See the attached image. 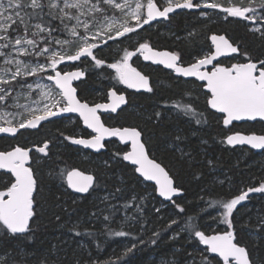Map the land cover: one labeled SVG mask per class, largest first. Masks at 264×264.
Listing matches in <instances>:
<instances>
[{
	"label": "snow or ice",
	"instance_id": "snow-or-ice-1",
	"mask_svg": "<svg viewBox=\"0 0 264 264\" xmlns=\"http://www.w3.org/2000/svg\"><path fill=\"white\" fill-rule=\"evenodd\" d=\"M177 10L198 11L207 19H210L207 10H219L226 22H231L229 18L248 22V30L264 41V0H0V134L16 138L23 134L22 130L39 129L45 122L62 114H78L84 128L90 130L86 133L87 138L61 132L64 140L99 152L106 147V138H116L124 148H117L113 159L127 162L126 166H131L133 174L153 186L154 195L151 197L134 194L125 202L124 209L135 208L136 212L124 216L119 230H114L112 224L120 209L112 204L108 205L111 212L103 215L101 229L92 224L98 219L96 212L91 213L86 222L77 220L66 225L73 235L93 241L98 235L132 238L130 246L126 245L122 255L116 256L115 260L92 258L88 254L82 260L77 259L75 264H120L123 257L140 250V245H157L165 232L171 233L168 239L173 242L183 239L186 233L187 242L199 251V264H264V258L253 255L259 241L264 239V214H257L255 225L245 222L244 227L250 229L249 236L256 240L251 248L242 241L235 220L238 206L249 201L252 194H264V179L257 186L233 192L229 198L208 202L207 207L215 215L201 209L196 217L202 220L209 215L211 223H197L192 215H187L186 206L178 202L184 192L182 186L166 166L155 156H150V138L146 139L145 129L106 126L102 121L101 112L118 114V109L122 110L121 106L127 104L126 96L112 87L107 92L108 102L89 104L79 98L74 86L75 81L85 76L76 62H88L96 69H111L115 74L112 79L127 89L152 93L150 77L132 63L134 57H142L146 62L171 70L177 77H192L202 82L206 110H212L207 115L219 114L218 122L222 121L225 129L221 143L264 150V134L232 131L234 122L264 121V53L256 55L247 49L242 50L227 35L212 34L208 51L187 65L182 53L158 51L147 40L138 41L133 50L124 47L112 62L98 55L104 48L111 47L110 42L123 44L133 35H139L146 25L170 20V14ZM225 57L233 58L235 62L225 64L221 61ZM29 77L36 79L29 82ZM44 80L49 83H42ZM171 107L178 114L195 117L196 124L208 122L205 113L197 111L195 101H177ZM154 115L161 118L159 111ZM182 139L179 134L175 137L177 142ZM49 144L50 141L45 139L42 146L33 147L36 153L47 157ZM185 157L191 159V153L182 152L181 159ZM40 160L41 157H33V148L24 144L17 143L0 150V181L3 182L0 187V241L23 237L30 243L33 239L32 225L38 216L37 195L42 190V181L37 175ZM207 163L214 165L212 160ZM60 176L68 189L81 194L89 193L98 179L77 168L62 170ZM122 190L117 188L116 193ZM157 196L163 198L162 207L155 208L158 219H165L163 211L168 206L163 205V201H168L178 211L168 217L162 227L153 230L146 241L142 235L136 234L135 226L138 225L140 231L148 230L145 202ZM114 198L115 194H109L103 197V201ZM76 202L73 200V204ZM57 220H60L59 216ZM213 224L217 226L213 227ZM219 225L226 227L221 230ZM82 227L83 231L80 230ZM200 245L204 247L200 248ZM87 247L78 243L81 253ZM31 255L34 253L23 247L0 251V264H28L27 257ZM36 264L58 262L42 258ZM170 264H179V261ZM184 264H196V261L185 259Z\"/></svg>",
	"mask_w": 264,
	"mask_h": 264
},
{
	"label": "trees",
	"instance_id": "trees-1",
	"mask_svg": "<svg viewBox=\"0 0 264 264\" xmlns=\"http://www.w3.org/2000/svg\"><path fill=\"white\" fill-rule=\"evenodd\" d=\"M198 15V11L195 13H190L188 10L179 11L172 15L170 20L159 21L166 22L168 28L164 29V25H159L155 30H151L150 25H146L144 30L139 31V35H133L131 40H125L123 44L110 42L111 47L104 48L98 55L106 58L107 62H112L124 47L133 50L132 43L147 40L157 50L182 53V59L186 62L193 56H199L209 47V37L212 34L227 35L236 41L242 50L247 49L256 55L264 53V41L248 30L245 21L229 18L231 22H226L213 16L205 20L200 19ZM154 23L152 22L151 25ZM132 63L134 67L150 77L153 92H127L126 107L112 118L103 117V121L107 126L144 128L146 139L150 138V156H155L158 162L166 166L176 182L184 189L178 202L186 206L187 215H192L195 222L202 225L209 224L211 223L209 215H205L201 220L196 217V213L205 209L210 215H215V212L207 207L208 202L229 198L233 192L241 188L257 186L264 179V151L255 154L248 148H231L221 143L225 132L222 121L218 122L216 114L207 115L210 110H206L204 95L198 89L199 87L181 82L161 68L145 66L140 59L134 58ZM78 66L83 68L86 74L85 79L77 86L79 98L89 102L104 101L109 89L108 83L113 80L111 69L106 67L96 69L90 67L88 62H78ZM115 88L121 89L117 83ZM189 92L191 95L188 94ZM189 100L195 101L198 112L205 113L207 123L196 124L195 117L172 114V104L177 101L185 103ZM157 111L161 113L159 119L154 115ZM62 121L63 119H56L44 124L36 131H22V135L13 139L0 138V150H6L17 143L33 147L37 144L41 145L45 139L50 141L49 155L41 157L37 172L42 181V190L37 195L38 216L32 225L33 239L30 243L23 237L0 241V251L7 249L15 251L23 247L26 251L34 253L27 257L28 264H36L42 258L56 261L58 264H75L77 259L82 260L88 254H91L92 258L115 260L116 256L122 255L126 245L130 246L131 237L98 235L93 241L88 237L73 235L67 230L66 225L77 220L86 222L91 213L96 212L98 219L92 224L94 228L101 229L103 215L111 212L108 205L112 204L120 209L115 213V223L112 224L114 230H119L120 221L124 215H134L136 212L135 208L124 209L122 206L125 202L130 200L134 194L151 197L154 195L153 186L144 183L136 174H133L130 170L131 166H126L125 162H117L113 159V153L117 148L123 149V145L113 141L106 144L104 153L98 155L85 153L64 140L61 132L74 136V132L79 131L85 136L86 131L80 129L79 122L71 128H64L61 125ZM234 130L245 134H264V124L261 122L240 124L234 126ZM177 134L183 137L182 141L175 140ZM182 152H190L191 159L187 157L181 159ZM33 157L38 156L33 155ZM83 157H87V160L84 161ZM208 160H212L214 165L209 166ZM72 168L92 173L98 178L94 188L84 196L68 189L63 177L60 176L62 170ZM2 183L0 181V187ZM117 188L123 190L116 193ZM109 194H115V198L103 201L104 195ZM73 200L77 201L76 204H73ZM145 203L148 230L140 231L138 225L135 227L136 234L142 235L147 241L152 231L162 227L167 218L172 217L178 210L173 209L169 203H163L168 207L166 211H163L165 219L160 220L155 215V208L162 207L160 199L156 197ZM257 214H264V194H252L249 205L247 207L238 206L235 212L236 228L242 241L250 248L256 244V240L249 236L250 229L244 225L245 222L255 225ZM57 216L60 220H57ZM219 227L222 230L226 226L219 225ZM80 230L83 231V227ZM162 235L163 239L157 245L150 243L140 245V250L123 257L120 264H125V262L127 264H170L174 260H178L179 264H184L185 259L189 261L195 259L196 264H199L198 252L194 250L191 243L187 242L186 233L183 234V239L175 242L168 239L171 233L165 232ZM78 243L88 245L84 253H81ZM174 252L177 253L176 256L171 255ZM253 255L264 258V239L259 241Z\"/></svg>",
	"mask_w": 264,
	"mask_h": 264
},
{
	"label": "water",
	"instance_id": "water-1",
	"mask_svg": "<svg viewBox=\"0 0 264 264\" xmlns=\"http://www.w3.org/2000/svg\"><path fill=\"white\" fill-rule=\"evenodd\" d=\"M179 11H185V10H177V12H179ZM176 12V13H177ZM175 14V13H174ZM174 14H170L171 16L172 15H174ZM159 21H164V20H158V21H154V22H159ZM209 42H210V44H211V40H210V37H209ZM157 50V49H156ZM158 51H166V50H158ZM225 58H227V57H225ZM141 59V62L143 63V64H145V65H150V66H153V67H159V68H161V69H163V70H165V71H167V72H172L171 70H168V69H164L163 68V66L162 65H154V64H152L150 61H144L143 59H142V57L140 58ZM223 58H221V60H222ZM78 62H76V64H77ZM173 73V72H172ZM173 75L175 76V77H177L176 76V74L175 73H173ZM84 77H82L81 79H83ZM177 78H181V79H183V80H194V81H196L195 80V78H192V77H188V78H185V77H177ZM78 81H75L74 82V84L75 83H77ZM196 82H198V83H200V84H202V82H200V81H196ZM130 90H132V91H135V92H138V93H144V92H146V91H144V90H139V91H137V90H135V89H130ZM106 102H108V101H106ZM105 102V103H106ZM127 105V104H126ZM126 105H122L121 106V109H123V108H125L126 107ZM120 111V109H118V112ZM210 111H212V110H210ZM107 114H113V115H115V114H117V113H103V112H101V117L103 116V115H107ZM216 115H218L219 116V114H216ZM64 117H76L78 120H79V118H78V114H74V113H66V114H62V116L61 117H56V118H53L52 119V121L53 120H56V119H61V118H64ZM103 121V120H102ZM79 122L81 123V126H82V128L85 130V131H87V132H90V130H88V129H85L84 128V126H83V124H82V121H80L79 120ZM255 122H261V123H263L264 124V121H259V120H257V121H244V122H234V124H243V123H248V124H253V123H255ZM46 123H48V122H45L44 124H46ZM43 124V125H44ZM107 126V125H106ZM36 130H38V129H34V130H27V131H36ZM22 131H24V130H22ZM245 134V133H244ZM249 134H252V133H249ZM256 134V133H255ZM258 135H260V134H258ZM3 137H6V136H4L3 134H0V138H3ZM6 138H10V139H13V138H11V137H6ZM117 142V143H119L117 140H116V138H106V140L104 141V143H105V145L107 144V143H109V142ZM74 145V144H73ZM74 146H76V147H78V148H80L81 150H83V151H85V152H88V153H91V154H93V155H98V154H101V153H104L105 152V150H106V147L105 148H103V149H101L99 152H97V151H95V150H92V149H87V148H84L83 146H80V145H74ZM228 147H231V148H248L249 150H251V151H253L255 154H260V153H262L264 150H261V149H251L250 148V146H248V145H236V146H229V145H227ZM126 164H127V162H125ZM130 166V165H129ZM86 174H91V175H93L92 173H87V172H85ZM138 176V175H137ZM141 180H142V178H140ZM143 181V180H142ZM144 182V181H143ZM144 183H147V184H150L151 185V182H144ZM78 195H80V196H84L86 193H84V194H81V193H77ZM182 195H183V193H182ZM181 195V196H182ZM158 197V196H157ZM159 199H160V201H162L163 200V198H160V197H158ZM163 203H169L168 201H163ZM202 247H204L203 245H201Z\"/></svg>",
	"mask_w": 264,
	"mask_h": 264
},
{
	"label": "rangeland",
	"instance_id": "rangeland-1",
	"mask_svg": "<svg viewBox=\"0 0 264 264\" xmlns=\"http://www.w3.org/2000/svg\"><path fill=\"white\" fill-rule=\"evenodd\" d=\"M208 12H209V16H210V18H211V16H213L214 18H217V19H221V20H224V14L223 13H220L219 12V10H207ZM198 17L200 18V19H207V18H205V17H202V16H200V14L198 15ZM209 20V19H208ZM245 24L246 25H248V22H246L245 21ZM159 25H164V29L165 28H168V26L166 25V22H158V23H154V24H152V25H150L149 27L151 28V30H155V28L157 27V26H159ZM136 43H132V46H134ZM131 50V49H130ZM135 58V57H134ZM133 58V59H134ZM64 67V66H63ZM79 68L81 69V67L79 66ZM83 69V68H82ZM111 76L113 77L115 74H114V72L111 70ZM34 79H36V78H33V77H29L28 78V80H29V82H32ZM42 83H49L48 81H46V80H44V81H41ZM117 82L113 79V80H111L110 81V83H108L109 84V88H112V87H115V84H116ZM118 84V83H117ZM119 85V84H118ZM120 87H123V85H120ZM83 101V100H82ZM22 103H23V101H21ZM89 104H95V103H98V101L97 102H89V101H87ZM9 111H12V110H14V109H8ZM171 111L173 112L172 114H176L177 113V111L175 110V109H172L171 108ZM78 122V119L76 118V117H66V118H64L63 119V121H62V127H64V128H71L72 126H74L76 123ZM74 136H77V137H79V136H81V133L78 131V133L77 132H74ZM41 146H42V144H41ZM33 155H35V156H38V157H44L43 156V154H40V153H36L35 152V149L33 148ZM86 156V155H85ZM83 160L85 161V160H87V157H83ZM104 196H106V195H104ZM110 200V199H109ZM249 205V201H246V202H244V204L242 205V207H247ZM250 207V206H249ZM248 207V208H249ZM125 216V215H124ZM124 218V217H123ZM223 230V229H222ZM200 248H203L201 245L199 246ZM194 250L196 251V252H198V256H199V251H198V249H195L194 248ZM172 262V261H171ZM190 262H191V260H190Z\"/></svg>",
	"mask_w": 264,
	"mask_h": 264
},
{
	"label": "flooded vegetation",
	"instance_id": "flooded-vegetation-1",
	"mask_svg": "<svg viewBox=\"0 0 264 264\" xmlns=\"http://www.w3.org/2000/svg\"><path fill=\"white\" fill-rule=\"evenodd\" d=\"M208 46L210 47L211 46V44H210V42H208ZM209 47H207L200 55H203V53L204 52H206V51H208V49H209ZM199 55V56H200ZM197 56H193L190 60H188V61H184V63H185V65H187L188 63H191V62H194V58H196ZM236 58H239V57H236ZM140 59V58H139ZM140 61H141V59H140ZM223 63H225V64H229L230 65V63H232V62H235V59H233V58H223L222 60H221ZM142 63V62H141ZM143 64V63H142ZM143 65H145V64H143ZM77 66H78V63H77ZM145 66H150V65H145ZM79 67V66H78ZM151 67H153V66H151ZM153 68H159V67H153ZM163 70V69H162ZM165 71V70H164ZM167 72V71H166ZM168 73H170L174 78H176V79H179V80H181V82H184V83H188L189 85H191V86H197V85H200V87L198 88V89H200V91L204 94V88L202 87V84H200V83H198V82H196V81H194V80H183V79H181V78H177V77H175L174 75H173V73L172 72H168ZM85 76H86V74H85ZM85 76H84V78L83 79H81L80 81H78L77 83H75L74 84V86L75 87H77L78 86V84L81 82V81H83L84 79H85ZM151 84V83H150ZM110 89V88H109ZM108 89V90H109ZM122 89V90H121ZM121 89L119 90L120 92H122L125 96H126V99H127V92H133V93H138V92H135V91H132V90H130V89H127L125 86H123V87H121ZM108 90H107V92H108ZM77 91H78V89H77ZM107 92H106V99L104 100V101H98V103H105L106 101H107ZM144 93H147V92H144ZM127 102H128V100H127ZM116 115V114H115ZM115 115H113V114H107V115H103L102 116V120H104V118L103 117H105V116H107V118H112V116H115ZM218 116V115H217ZM64 118H66V117H64ZM64 118H61V119H64ZM78 122H79V120H78ZM104 122V121H103ZM79 124H80V129L82 130V131H85L83 128H82V126H81V123L79 122ZM243 124H248V123H243ZM106 125V124H105ZM236 125H238V124H234V126H236ZM240 125V124H239ZM232 130L233 131H235L234 130V127L232 128ZM86 133H87V131H86ZM81 136H82V134H81ZM84 138H87V136L85 135L84 136ZM110 143V142H109ZM109 143H107V144H109ZM117 143V142H116ZM119 144V143H118ZM73 147H76V146H74L73 144H71ZM30 148H33V147H30ZM76 148H78V147H76ZM80 149V148H79ZM81 150V149H80ZM81 151H83V150H81ZM83 152H85V151H83ZM85 153H88V152H85ZM91 154V153H90Z\"/></svg>",
	"mask_w": 264,
	"mask_h": 264
}]
</instances>
